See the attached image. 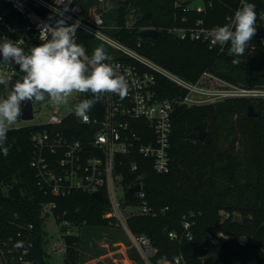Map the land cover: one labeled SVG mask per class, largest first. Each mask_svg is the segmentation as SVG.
I'll list each match as a JSON object with an SVG mask.
<instances>
[{"label": "trees", "instance_id": "obj_1", "mask_svg": "<svg viewBox=\"0 0 264 264\" xmlns=\"http://www.w3.org/2000/svg\"><path fill=\"white\" fill-rule=\"evenodd\" d=\"M236 1H216L200 15L185 12L182 0H103L108 8L104 21L112 27L107 30L110 36L184 80L196 82L204 72H210L233 85L264 87V29L260 25L255 36L261 39L255 49L240 57L209 49L201 41L181 39L172 31L185 30L191 20L199 18L207 28L223 26ZM76 2L84 12L103 8L98 7L97 0ZM185 17L189 22H185ZM149 28L159 31L157 39L139 35L140 30ZM76 37L89 56L99 44H104L79 29ZM109 56L149 70L120 52ZM233 59L239 63L233 64ZM23 75L18 71L8 88L0 86V97L6 96ZM156 91L161 100H174L185 94V90L160 75L156 76ZM90 98L91 94H79L72 105ZM104 99L105 96L91 109V117H101ZM249 105L254 107L256 116H248ZM66 124L70 132L82 128L74 115ZM171 124L170 169L162 174L145 169V199L121 201L123 206L145 202L156 214H130L127 227L150 239L156 249L154 262L162 256L181 254L185 264H264V99L175 105ZM198 125L205 132L203 139L198 138ZM38 129L37 125L9 128L5 145L8 155L0 151V264H46L43 223L49 215L54 217L64 238V264H81L80 238L68 234L67 228L115 226V219L107 217L110 201L104 191L99 198L84 191L66 197L42 192L36 172L29 165L33 152L31 134ZM86 129L90 134V129ZM49 204L52 207L46 209ZM222 212L238 215L241 222L236 223L231 217L222 219ZM183 221L189 222L190 240L184 236ZM212 228L246 236L250 241L240 246L235 239H225L217 257L202 262L206 253L204 239ZM171 232L177 237L169 238Z\"/></svg>", "mask_w": 264, "mask_h": 264}, {"label": "built area", "instance_id": "obj_2", "mask_svg": "<svg viewBox=\"0 0 264 264\" xmlns=\"http://www.w3.org/2000/svg\"><path fill=\"white\" fill-rule=\"evenodd\" d=\"M97 1L103 7L102 10L84 12L76 0H71L68 5L70 11L65 13L66 17H71L67 23L70 25L79 20V30L149 70L129 61L111 59L112 64L119 66L118 72L129 81L127 96L121 99L114 94H105L101 117H91L88 113L87 122L69 111L64 116L52 113L47 123L36 124L40 129L31 134L33 152L29 162L30 168L36 172L39 189L45 194L66 197L76 191L90 194L98 191L102 194L104 191L111 206L107 217H113L115 223L125 230L143 264H185L181 254L162 256L153 261L156 249L150 239L143 234L132 233L127 227L126 219L133 213L155 215L156 211L141 202L134 206L136 210L124 215L122 207L125 206L121 204L124 189L139 185L140 190L135 193L134 199H145L143 171L150 169L162 174L170 169L171 114L175 105L190 107L233 98L264 99V87L245 88L233 85L210 72H204L196 82L184 80L110 36L107 30L112 27L107 26L104 21L107 8L104 7L103 0ZM183 1L185 12L204 15L219 0H203L202 4L194 6L190 4L192 0ZM65 2L67 3V0ZM243 2L255 4L256 26L260 25L264 29V0ZM241 6L242 0H237L225 16L226 23ZM54 7L63 9L64 5H56L54 0H0V42L7 38L17 42L26 52L41 44V26L50 22L48 18L53 15ZM56 18L58 17H53ZM185 22H189L186 17ZM210 29L212 28L205 27L202 18H199L191 20L185 30L172 31L181 39L201 41L206 43L209 49H218L220 53L233 56L230 55V44L210 47V41L207 39ZM260 39L254 36L245 52H252ZM18 71L14 64L0 60V73L11 77V82L18 75ZM157 75L185 90V94L174 100L159 99L156 91ZM71 115L75 116L82 127L77 129V132H70L66 124ZM95 124H99L100 128L93 130ZM53 126H66V130L54 132ZM87 127L90 134H87ZM118 190L121 197L117 195ZM50 207L52 205L49 204L46 209ZM221 216L222 219L234 218L226 212H222ZM183 227L186 230L185 238L190 240L192 236L188 230L189 222L183 221ZM168 236L171 239L177 237L172 232ZM225 239H235L240 246H245L250 241L246 236L226 234L219 228H212L206 233V253L201 257V261L217 257Z\"/></svg>", "mask_w": 264, "mask_h": 264}, {"label": "clouds", "instance_id": "obj_3", "mask_svg": "<svg viewBox=\"0 0 264 264\" xmlns=\"http://www.w3.org/2000/svg\"><path fill=\"white\" fill-rule=\"evenodd\" d=\"M49 21L41 26L42 43L27 52L17 42L5 38L0 42V55L3 61L19 66L24 73L17 79L7 95L0 97V151L8 155L7 134L22 115V104L42 103L50 100L53 105H67L73 93L91 94L70 107V112L85 122L88 113L105 94H114L124 99L130 89L128 79L118 72V65L112 64L111 57L103 46L96 47L91 56L76 42L80 21L72 24L65 13L70 11L71 0H54ZM255 4L243 2L235 11L234 17L223 26H216L207 32L210 47L230 44V55H244L249 42L257 32ZM58 17L53 19V17ZM22 43V42H21ZM238 64V59H233ZM11 77L0 73V85L8 88Z\"/></svg>", "mask_w": 264, "mask_h": 264}, {"label": "rangeland", "instance_id": "obj_4", "mask_svg": "<svg viewBox=\"0 0 264 264\" xmlns=\"http://www.w3.org/2000/svg\"><path fill=\"white\" fill-rule=\"evenodd\" d=\"M202 3L203 0H192L190 2L191 6ZM98 7L102 6L99 5ZM98 46H103L109 55H118L117 51L108 48L105 44H99ZM78 96V93H73L69 97L67 105H53L50 100L39 105H33V119L23 121L18 118L17 122L11 125L10 128L47 123L52 113L64 116L69 113L72 103ZM117 195L121 197L119 190ZM134 210L136 208L133 205L122 207L124 215ZM43 230L47 239L45 244L47 253L46 264H64V238L52 215L46 217L43 223ZM67 230L68 234L77 235L80 238L78 248L81 264H143L140 255L131 245L121 225L115 223V226L106 227L79 226L69 227Z\"/></svg>", "mask_w": 264, "mask_h": 264}, {"label": "water", "instance_id": "obj_5", "mask_svg": "<svg viewBox=\"0 0 264 264\" xmlns=\"http://www.w3.org/2000/svg\"><path fill=\"white\" fill-rule=\"evenodd\" d=\"M139 35L142 36V37H146V38H149V39H157L158 36H159V31L156 30V29H142L139 31ZM0 60H3V57L2 55H0ZM14 64V63H13ZM14 67L19 70V66L18 65H15L14 64ZM33 105L34 104H31V102H27L25 104H22V115H21V119L23 121H30L33 119ZM248 116L250 117H254L256 116V112L254 110V107L252 105H249L248 106ZM100 128V125L99 124H95L93 126V130H97ZM197 129H198V138L199 139H203L204 135H205V132L204 130L201 128V126H197ZM66 130V126H53V131L56 132V131H64ZM140 190V187L139 185H136V186H133V187H130V188H126L124 189V193H123V201L125 203H131L132 201H134L135 199V193L138 192ZM93 197L95 198H99L101 197V192L98 191V192H95L92 194ZM233 221L236 222V223H240L241 222V219L238 215H235L234 218H233Z\"/></svg>", "mask_w": 264, "mask_h": 264}]
</instances>
